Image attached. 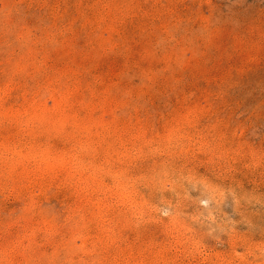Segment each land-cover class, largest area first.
Wrapping results in <instances>:
<instances>
[{
	"label": "rangeland",
	"instance_id": "rangeland-1",
	"mask_svg": "<svg viewBox=\"0 0 264 264\" xmlns=\"http://www.w3.org/2000/svg\"><path fill=\"white\" fill-rule=\"evenodd\" d=\"M0 264H264V0H0Z\"/></svg>",
	"mask_w": 264,
	"mask_h": 264
}]
</instances>
